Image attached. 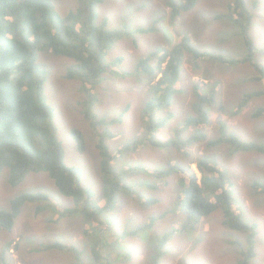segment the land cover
I'll return each mask as SVG.
<instances>
[{
	"label": "rangeland",
	"instance_id": "obj_1",
	"mask_svg": "<svg viewBox=\"0 0 264 264\" xmlns=\"http://www.w3.org/2000/svg\"><path fill=\"white\" fill-rule=\"evenodd\" d=\"M128 1L110 0L106 4L103 15L109 17L108 12L113 13L112 28L118 27V23L127 22L129 31L139 26H150L160 31L139 35L135 42L127 38L120 43L122 46L117 51L127 59V63L121 66L131 71L123 73L114 68L112 70L117 74H107L106 80L100 85V93L104 96L97 111L105 107L108 109L105 115L117 118L119 116L111 113L115 110L113 100L124 109L130 104L128 112L121 117L122 123L112 127L116 133L113 145L118 147L116 154L120 153L115 163L117 173L123 174V186L114 209L105 211L97 225L94 224L97 231L103 230V243L107 248L102 251V255L111 264H151L150 258L160 252L164 253L161 264H236L239 255L232 242L245 237L242 231L227 226L222 217L217 215L220 212L202 218L197 224L196 219L189 217L179 204L183 188L180 181L188 183L193 172L201 178L196 165L203 159L223 169L231 179L237 181L236 191L240 192L239 197L249 207L250 216L241 212L249 224L255 223L259 227L255 263L264 264V195L252 187L264 184V154L255 150L234 153L236 147L231 142V139L237 138L243 143L264 145V115L253 117L258 109L264 108V95L244 103L248 93L264 90V80L253 79L258 72L252 63L227 65L216 59L220 56L237 61L249 53L241 28L228 19H218L219 15L228 13L229 2L197 0L194 9L183 12L171 21V8L165 9L166 3L180 0ZM246 1L253 14L249 35L256 45L254 59L264 68V0ZM70 2L59 0L58 6H67V9L75 7ZM126 10L129 12L126 13ZM99 23H102V19ZM185 36H189L191 41L184 52V64L175 86L173 103L160 109V103L164 104L166 99L163 97L164 92H159L157 85H147L150 76L138 72L137 66L142 57L149 55L152 57L151 65L155 68L157 57L165 49L179 46ZM115 49L112 55L116 53ZM44 53L47 51L39 53V60L43 66L50 68L44 95L52 108V122L63 145L66 163L83 171L82 183L98 194L91 205L99 203L101 206V203L106 202L105 184L97 176L96 152L89 149L81 153L77 142L70 136L72 126L90 129L89 123L83 120L75 106L81 84L66 78L72 60H51L52 57ZM199 93L215 97V101L207 105L210 134H205L207 138L202 140L201 149L195 146L196 141L188 144L191 138L204 134L197 127L183 139L186 141L183 150H179V146L159 148L150 143H140L135 148L136 142L148 136L151 126H156L155 141L175 139V134L181 130L185 120L194 115ZM89 139V143H92L93 137ZM222 139L227 141L217 146L210 144V141ZM109 147L113 152V147ZM156 161H161V165H157ZM162 169L173 170L175 174L155 175V171ZM180 175L184 177L180 178ZM9 178L10 172L5 168L0 179V211L7 210L6 205L22 194L41 193L44 198L35 203H26L14 228L0 233V262L76 264V258L71 253L58 250L41 252L39 245L61 242L62 245L85 248L84 232L78 231L80 225H88L85 218L63 217L49 223L46 215L36 213L38 205H45L52 211L47 215L50 217L59 208L65 210L75 207L74 201L62 195L49 173H30L16 187ZM147 201L152 203L146 204ZM246 205L243 207L247 209ZM235 206L239 208L237 202ZM61 209L59 213L62 215ZM149 224L150 229L146 232L136 236L130 234L133 229L138 230ZM166 235L169 241L162 250L160 241ZM197 235L202 238L195 241ZM91 238L94 242L100 241L101 234L95 232ZM105 257L102 262L107 263ZM84 264H89L88 260Z\"/></svg>",
	"mask_w": 264,
	"mask_h": 264
},
{
	"label": "trees",
	"instance_id": "obj_2",
	"mask_svg": "<svg viewBox=\"0 0 264 264\" xmlns=\"http://www.w3.org/2000/svg\"><path fill=\"white\" fill-rule=\"evenodd\" d=\"M64 1L70 2V0ZM109 1L73 0L71 2L75 7L67 9V6L59 8V0H0V179L5 168L9 170L10 183L15 187L26 180L30 173L46 172L51 175V179L62 195L72 199L75 207L65 210L59 208L57 212H53L54 215L48 217L52 212L51 209L45 205H38L36 213L46 215L49 223L57 222L63 217L83 216L88 225H80L78 231L84 232L83 241L86 246L80 249L75 245L66 246L61 242H56L48 246L39 245V250L41 252L58 250L71 253L76 258V264H84L85 260H88L89 264H111L107 257L102 255V251L107 248L103 243V230L97 231L94 224L97 225V221L102 219L105 211L114 209L123 186V174L117 173L118 169L115 163V158L120 153L116 154L118 147L113 145L116 133L113 132L112 127L122 123L121 117L128 112L130 104L124 109L122 105L118 106L119 103L113 100L112 104L115 110H112L111 113L119 116L117 118L105 115L108 111L105 107L97 111V106L102 102L104 96L100 93V85L106 80L107 74H117L115 70H112L114 68L123 73L131 71L130 68L121 66L127 63V59L117 51L122 46L120 43L127 38H132L135 42L139 35L160 31L150 26H139L129 31L127 22L118 23V27L112 28L113 13L108 12L109 17L103 15ZM227 1L229 2V11L227 14L219 15L218 19H228L241 28L249 53L245 58L237 61L220 56L216 59L227 65L242 62L252 63L258 72L253 79L264 80V68L255 62L256 45L249 35V28L253 20L249 4L246 0ZM196 4L197 0H180L172 4L166 3L165 9L171 8L170 18L173 21L183 12L194 9ZM102 5L104 6L101 8ZM101 19L102 23H99ZM166 39L170 42L168 36ZM190 41V37L185 36L179 46L165 49L157 57L158 63L155 68L151 65L152 57L149 55L142 57L143 59L139 61L137 71L147 74L151 78L147 85H157L156 89L159 92H164L163 97L166 99L164 104L160 103V109L173 103L176 94L175 86L184 64V52L190 45ZM115 47L116 53L112 55ZM41 51H47L44 55L52 57L51 60H55V58L72 60L66 78L81 84L75 106L83 120L89 123L90 129L82 130L77 125L76 127L72 126L70 136L77 142L78 150L81 153H86L89 149L96 152L94 158L97 176L101 179L102 184H105L106 202L101 203V206L99 203L91 205V202L97 199L98 194L93 193L90 187L82 183L83 171L66 164L63 145L52 122V108L44 95L50 68L41 64L39 60ZM129 55L132 56L131 53ZM155 70L157 73H154ZM263 95L264 90L248 93L244 103L253 97ZM197 97L198 106L194 115L185 120L181 130L175 134V139L168 142L155 141L156 126H151L147 133L148 136L142 141L136 142L135 148L140 143H150L159 148L179 146L178 149L183 150L186 148V141L183 139L187 138L195 127L204 134L191 138L188 144L196 141L195 146L200 148L202 140H205L210 134L207 105L211 101H215V97L213 95L205 96L202 93H199ZM263 115L264 108H260L253 117L260 118ZM91 137H93V142L89 143ZM225 141L224 139L210 141V144L217 146ZM231 142L236 147L233 149L234 153L255 150L264 154V145L243 143L237 138L231 139ZM110 145L113 147L114 153L110 150ZM161 163V161H156L159 166ZM196 167L201 178L196 172H193L188 183L180 181V185L183 187L179 202L182 210L189 217L195 218L197 224L202 218L220 212L217 215L222 217L227 226L233 230L242 231V234L245 235L244 238H238L232 242L236 245L239 255L236 264H256L259 227L255 223L249 224L241 212H246L250 216L249 207L239 197L240 192L236 191L237 181L231 179L223 169L203 159ZM123 169L127 171V168ZM174 174L173 170L155 171L157 176H172ZM179 177L183 178L184 176L180 175ZM149 186L151 185L149 184ZM252 187L254 191L264 195V184ZM42 198L44 196L41 193H26L7 204L5 207L7 210L0 211V233L14 228L26 203H35ZM236 202L239 208L235 206ZM149 203L152 201L146 202V204ZM241 204L246 205L247 209ZM60 209L63 210L61 211L62 215L59 213ZM150 226L151 224L138 230L133 229L130 234L139 235L141 232L149 230ZM95 232L101 234L100 241L92 240L91 234L93 235ZM201 238V235H197L195 241ZM168 241V235L160 241L162 250L166 248ZM163 255L164 253L160 252L152 256L151 264H161ZM104 257L107 259V263L106 261L102 262ZM0 264L7 263L0 262ZM24 264L26 263L24 262Z\"/></svg>",
	"mask_w": 264,
	"mask_h": 264
},
{
	"label": "clouds",
	"instance_id": "obj_3",
	"mask_svg": "<svg viewBox=\"0 0 264 264\" xmlns=\"http://www.w3.org/2000/svg\"><path fill=\"white\" fill-rule=\"evenodd\" d=\"M67 164V163H66Z\"/></svg>",
	"mask_w": 264,
	"mask_h": 264
}]
</instances>
